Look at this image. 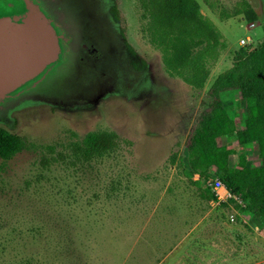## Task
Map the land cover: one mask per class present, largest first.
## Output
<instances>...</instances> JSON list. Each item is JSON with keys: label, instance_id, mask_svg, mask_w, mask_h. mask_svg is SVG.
<instances>
[{"label": "rangeland", "instance_id": "1", "mask_svg": "<svg viewBox=\"0 0 264 264\" xmlns=\"http://www.w3.org/2000/svg\"><path fill=\"white\" fill-rule=\"evenodd\" d=\"M198 1L226 44L204 89L167 72L143 32L140 0L47 4L65 28L59 23L61 60L39 87L0 102V127L27 141L11 160L0 158V264H206L178 244L197 219L193 208L208 204L201 193L213 195L185 175V143L215 78L240 48L264 40V0H247L259 17L253 23L234 15L239 0ZM96 130L115 132L119 146L83 160L75 144ZM220 143L237 166L245 150L236 135ZM246 152L260 163L255 149ZM212 205L217 225L205 234L216 241L217 264H264V229L231 200Z\"/></svg>", "mask_w": 264, "mask_h": 264}, {"label": "trees", "instance_id": "2", "mask_svg": "<svg viewBox=\"0 0 264 264\" xmlns=\"http://www.w3.org/2000/svg\"><path fill=\"white\" fill-rule=\"evenodd\" d=\"M212 6L210 0H204ZM143 32L149 42L162 52L167 72L196 89H204L210 75V62L225 48L223 35L201 11L198 0H140ZM111 13L120 21L114 4ZM234 15L247 22L258 14L247 0H239ZM122 34H124L122 32ZM129 46V45H128ZM129 51L135 52L129 46ZM240 95V99L237 98ZM236 135L244 152L238 165L231 164L234 150L220 143L223 136ZM119 146L118 135L109 130L87 133L75 144L83 160L101 157ZM27 148L26 139L0 127V158L7 162ZM255 149L260 163H255L246 149ZM188 168L185 175L198 187L204 181L212 191L220 178L231 193L242 196L249 225L264 229V40L256 47L240 48L233 65L221 72L207 91L185 143ZM176 154L172 156L174 162ZM3 165L0 166V172ZM199 175L197 180L194 176ZM205 200L214 194L201 193Z\"/></svg>", "mask_w": 264, "mask_h": 264}, {"label": "water", "instance_id": "3", "mask_svg": "<svg viewBox=\"0 0 264 264\" xmlns=\"http://www.w3.org/2000/svg\"><path fill=\"white\" fill-rule=\"evenodd\" d=\"M60 60V35L38 4L21 18L0 17V102Z\"/></svg>", "mask_w": 264, "mask_h": 264}, {"label": "crops", "instance_id": "4", "mask_svg": "<svg viewBox=\"0 0 264 264\" xmlns=\"http://www.w3.org/2000/svg\"><path fill=\"white\" fill-rule=\"evenodd\" d=\"M205 201L208 202L206 206H201L199 210L196 209V207L193 208L194 213L198 211L196 217L197 219L194 223L186 225L182 238L178 244H180V247L182 246V252L188 253L193 249L195 253H199L204 256V263L217 264L218 250L216 248V244L214 243L216 241L211 239V233L206 235L205 231L207 228L209 230L216 228L218 212L215 210L214 205L210 206V204H213V200ZM202 241L207 242V246L202 245ZM191 243L194 245H191ZM187 246H191L192 249H188ZM226 253L228 252L225 251L220 256L223 261L227 259ZM198 261L200 262L199 259Z\"/></svg>", "mask_w": 264, "mask_h": 264}, {"label": "flooded vegetation", "instance_id": "5", "mask_svg": "<svg viewBox=\"0 0 264 264\" xmlns=\"http://www.w3.org/2000/svg\"><path fill=\"white\" fill-rule=\"evenodd\" d=\"M51 1L52 0H0V17L8 16V17H11L13 19L19 18V17L21 18L27 12L29 2L36 3L44 11V13L46 15H48L49 17L52 18V23H53L57 33L60 35V43L62 45L61 32H60L61 28L60 27L62 26L63 29H65V28H64L63 22L61 20L56 19L52 16V14L49 10V7L47 6V4H50ZM59 23L61 26L59 25ZM61 57H62V46H61ZM46 72H48V71H46ZM44 73H42V74H44ZM42 74L39 75L38 77H36L34 80L26 83L21 88L30 87V88L34 89L37 86L39 87V84L41 83V81L45 79V74L44 75H42ZM21 88H19L18 90H20Z\"/></svg>", "mask_w": 264, "mask_h": 264}, {"label": "built area", "instance_id": "6", "mask_svg": "<svg viewBox=\"0 0 264 264\" xmlns=\"http://www.w3.org/2000/svg\"><path fill=\"white\" fill-rule=\"evenodd\" d=\"M212 192L219 201L228 203L230 200H234L237 204L245 206L242 196L231 193L224 182L218 177L215 178V181L212 184Z\"/></svg>", "mask_w": 264, "mask_h": 264}]
</instances>
